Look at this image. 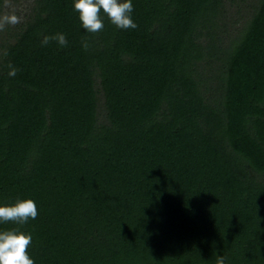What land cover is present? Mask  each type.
I'll list each match as a JSON object with an SVG mask.
<instances>
[{"label":"trees","instance_id":"16d2710c","mask_svg":"<svg viewBox=\"0 0 264 264\" xmlns=\"http://www.w3.org/2000/svg\"><path fill=\"white\" fill-rule=\"evenodd\" d=\"M133 4L135 29L72 0L0 28V203L39 213L0 229L35 264H264V0Z\"/></svg>","mask_w":264,"mask_h":264},{"label":"clouds","instance_id":"9594fccd","mask_svg":"<svg viewBox=\"0 0 264 264\" xmlns=\"http://www.w3.org/2000/svg\"><path fill=\"white\" fill-rule=\"evenodd\" d=\"M72 7L78 13L82 28L88 33H97L104 28L105 16L121 30L135 29L138 25L133 19V0H72ZM19 18L15 15L5 16L0 19V28L5 24H15ZM55 40L61 48L69 44L67 35L56 33L45 35L41 41L47 45ZM82 46L88 47L87 41H82ZM9 76H15L18 69L10 65ZM36 201L31 198L17 199L14 203H0V225L12 223L15 225L26 224L38 216ZM32 234L18 227L0 229V264H35L28 249L32 244ZM219 264H225L221 257Z\"/></svg>","mask_w":264,"mask_h":264},{"label":"rangeland","instance_id":"374dc122","mask_svg":"<svg viewBox=\"0 0 264 264\" xmlns=\"http://www.w3.org/2000/svg\"><path fill=\"white\" fill-rule=\"evenodd\" d=\"M34 4V0H5L0 19H2L5 16H9L12 14H15L19 20L18 22H24L28 19V14L30 13V10ZM228 20L230 22V26L232 28V31L236 30L234 27L240 28L243 26L245 19L243 16H245L247 12V6L243 3L238 7V5H232L231 1H228ZM247 16V15H246ZM234 24V27H233ZM4 26H11L15 27V24H5ZM14 29V28H13ZM5 34V32H4ZM3 34V35H4Z\"/></svg>","mask_w":264,"mask_h":264}]
</instances>
